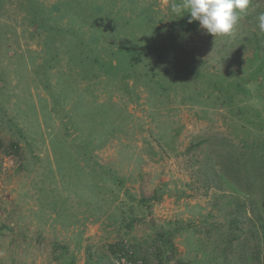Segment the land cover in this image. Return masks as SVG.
Masks as SVG:
<instances>
[{"label": "rangeland", "instance_id": "1", "mask_svg": "<svg viewBox=\"0 0 264 264\" xmlns=\"http://www.w3.org/2000/svg\"><path fill=\"white\" fill-rule=\"evenodd\" d=\"M179 3L0 0V264H264V0Z\"/></svg>", "mask_w": 264, "mask_h": 264}, {"label": "clouds", "instance_id": "2", "mask_svg": "<svg viewBox=\"0 0 264 264\" xmlns=\"http://www.w3.org/2000/svg\"><path fill=\"white\" fill-rule=\"evenodd\" d=\"M250 0H181L173 4L175 12L190 13L189 22L198 21L199 26L214 37L230 34ZM258 27L264 32V12L258 15Z\"/></svg>", "mask_w": 264, "mask_h": 264}, {"label": "trees", "instance_id": "3", "mask_svg": "<svg viewBox=\"0 0 264 264\" xmlns=\"http://www.w3.org/2000/svg\"><path fill=\"white\" fill-rule=\"evenodd\" d=\"M260 66V63L259 64H257L256 65V67L255 68H257V67H259ZM255 73H252V75H254ZM257 74V73H256ZM251 75V76H252ZM236 84V83H235ZM239 85L240 84H238L237 83V85H235V87L240 91V90H242L241 88L239 89ZM231 87H234V83H232L231 84ZM232 101L230 100V102L229 103H231ZM16 148H17V146H16ZM257 160H258V158H257ZM259 161V160H258ZM260 163V162H259ZM259 218V217H258ZM263 218H261V219H257L258 220V223H259V225L261 226V227H264V222H263V220H262ZM232 220V225H233V229L235 230L236 229V227H237V225H238V223H239V220L237 219V218H233V219H231ZM264 230V229H263ZM237 234L238 233H236L235 231H232V232H230L229 234H228V236H227V241H226V243H225V246H229L231 243H232V241H233V239L237 236ZM169 233L168 232H161V233H158L157 234V240L159 241V242H161L162 243V245L164 246L163 248V251L162 252H164V254H165V256H166V253H167V251H170V249H171V247H172V244L169 242ZM263 240H264V235H263ZM111 251L114 253V256H115V258L116 259H118L119 257H121V256H124L126 259H127V261H129L131 264H134L137 260H134L133 259V252H131V250H128L127 248H126V246L125 245H123L122 244V242H116V243H113L112 245H111ZM213 250V249H212ZM204 253H206V251H203ZM214 253H216V255H215V258H218V259H220V258H223L225 255V248L224 249H221L220 250V252H216V250L215 251H213ZM264 253V252H263ZM162 258H164V257H162ZM167 258V257H166ZM166 258H165V260H166ZM160 259H161V256H160ZM209 259L207 258V261H208ZM222 260V259H221ZM218 261H220V260H218ZM160 262H162L161 260H160ZM205 264H209V261L207 262V263H205ZM216 264H220L219 262H217Z\"/></svg>", "mask_w": 264, "mask_h": 264}, {"label": "built area", "instance_id": "4", "mask_svg": "<svg viewBox=\"0 0 264 264\" xmlns=\"http://www.w3.org/2000/svg\"><path fill=\"white\" fill-rule=\"evenodd\" d=\"M117 264H131L124 256H121L117 259ZM134 264H141V262L136 261Z\"/></svg>", "mask_w": 264, "mask_h": 264}]
</instances>
